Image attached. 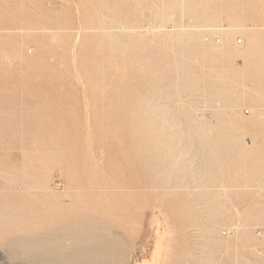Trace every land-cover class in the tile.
<instances>
[{
  "label": "rangeland",
  "instance_id": "374dc122",
  "mask_svg": "<svg viewBox=\"0 0 264 264\" xmlns=\"http://www.w3.org/2000/svg\"><path fill=\"white\" fill-rule=\"evenodd\" d=\"M263 1L0 0V264H264Z\"/></svg>",
  "mask_w": 264,
  "mask_h": 264
},
{
  "label": "bare ground",
  "instance_id": "6f19581e",
  "mask_svg": "<svg viewBox=\"0 0 264 264\" xmlns=\"http://www.w3.org/2000/svg\"><path fill=\"white\" fill-rule=\"evenodd\" d=\"M182 2V1H181ZM263 3H264V1H263ZM262 8V7H261ZM264 8V7H263ZM217 12V11H216ZM262 12V11H261ZM236 13V12H235ZM263 14H264V12H262ZM261 13V14H262ZM262 14V15H263ZM172 15V14H171ZM216 15V14H215ZM219 13L215 16V20L216 19H218L219 18ZM212 16V15H211ZM168 17V16H167ZM173 17V16H172ZM221 19V18H220ZM235 21H236V19H235ZM235 21H232V22H235ZM231 22V21H230ZM238 22H239V20H238ZM241 23V22H240ZM234 24V23H233ZM243 24V23H242ZM216 25V24H215ZM222 25V24H221ZM220 25V26H221ZM207 26H209V25H207ZM227 26V25H226ZM230 27V30H236V29H238L237 27L235 28V24L234 25H229ZM232 26H234V27H232ZM243 26V25H242ZM183 27V26H182ZM243 27H245V26H243ZM210 28V27H209ZM225 28V27H224ZM229 28H227V29H229ZM155 29V28H154ZM218 29V28H217ZM216 29V30H217ZM223 29V28H222ZM214 30V29H213ZM220 30V29H219ZM185 31V30H184ZM249 31V30H248ZM247 31V32H248ZM148 32V31H147ZM159 32V31H158ZM235 32V31H234ZM161 34V33H160ZM247 34V33H246ZM154 35V34H153ZM255 35V34H254ZM253 35V36H254ZM255 37V36H254ZM248 38H250V37H248ZM228 39V38H227ZM251 41L252 40H254V39H250ZM241 42H242V40H241ZM253 42V41H252ZM254 43V42H253ZM212 46V45H211ZM219 47V46H218ZM215 48V47H214ZM222 48V47H221ZM197 49V48H196ZM216 50H217V48H216ZM212 51V50H211ZM219 51V50H218ZM241 52H243V51H241ZM223 52H221V54H222ZM245 53H246V51H245ZM244 52H243V54H245ZM261 53V52H260ZM174 54H176V53H174ZM224 54V53H223ZM241 54V53H240ZM243 54H241V56L243 55ZM243 57V56H242ZM233 62H234V60H233ZM243 62V61H242ZM183 69V68H182ZM225 69V68H224ZM177 73V72H176ZM183 78V77H182ZM204 94V93H203ZM202 96V95H201ZM229 95H227V97H228ZM179 97V96H178ZM261 101V100H260ZM182 102V101H181ZM218 104H219V102H217ZM203 122V121H202ZM209 122V121H208ZM20 188V187H19ZM237 225V224H236ZM237 227V226H236ZM247 234V233H246ZM248 239V238H247ZM161 240V239H160ZM156 242V247H155V249L153 250V253H151V257L150 258H144L143 260H142V262H140V264H156L157 263V259H158V256H159V248H160V245H161V242L159 241V240H157V241H155ZM90 257H92V256H90ZM164 257V256H163ZM50 264H56V263H50ZM58 264V263H57ZM68 264V263H67ZM69 264H83V263H81L80 261H78V260H73V262L72 263H69ZM87 264H98V261H95L93 258H91L90 260H88V262H87ZM103 264V263H102Z\"/></svg>",
  "mask_w": 264,
  "mask_h": 264
},
{
  "label": "built area",
  "instance_id": "2783aa9c",
  "mask_svg": "<svg viewBox=\"0 0 264 264\" xmlns=\"http://www.w3.org/2000/svg\"><path fill=\"white\" fill-rule=\"evenodd\" d=\"M213 40H214L215 42H219L220 37H218V36L216 35V36L213 38ZM236 43H237L238 45H240V43H241V39H240V38H237ZM244 112H245V113H249V110H248V109H245ZM53 185L56 186L57 188H58V187H61V186H60V183L57 182V181H54Z\"/></svg>",
  "mask_w": 264,
  "mask_h": 264
}]
</instances>
